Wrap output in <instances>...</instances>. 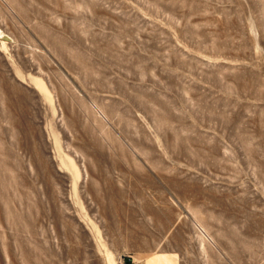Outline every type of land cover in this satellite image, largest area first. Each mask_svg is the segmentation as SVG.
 <instances>
[{
	"label": "rangeland",
	"instance_id": "374dc122",
	"mask_svg": "<svg viewBox=\"0 0 264 264\" xmlns=\"http://www.w3.org/2000/svg\"><path fill=\"white\" fill-rule=\"evenodd\" d=\"M0 264H264V0H0Z\"/></svg>",
	"mask_w": 264,
	"mask_h": 264
}]
</instances>
